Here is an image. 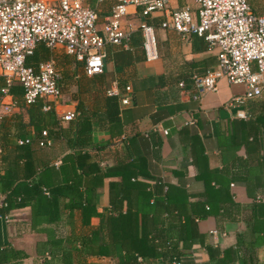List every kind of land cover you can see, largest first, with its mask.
Segmentation results:
<instances>
[{
    "label": "crops",
    "instance_id": "1",
    "mask_svg": "<svg viewBox=\"0 0 264 264\" xmlns=\"http://www.w3.org/2000/svg\"><path fill=\"white\" fill-rule=\"evenodd\" d=\"M113 3L88 1L98 23ZM262 3L249 1L255 14L263 12ZM161 19L156 13L144 20L154 28L157 59L152 61L144 59L135 16L125 20L132 24L129 50L106 45L99 76H84L82 64L74 69L76 61L62 59V48L52 50L54 60L46 61L59 67L57 60H63L62 72L82 82L93 78L98 91L116 83L129 104L116 98V124L94 121L90 146L79 151L94 164L91 173L90 166L86 172L74 168L76 151L64 140L33 149L35 175L24 184L40 174L44 199L12 209L8 221L0 218V264H60L63 256L72 257L73 264H118L125 253L119 242H127L117 241L118 226L133 242L166 229L183 264H264V89L238 108L244 119L235 118V108H225L244 93L242 85L219 80L215 91L191 100L190 78L215 66L214 53L200 38L160 30ZM62 86L56 100L46 101L58 120L75 113V98L89 113L105 110L90 84L86 91L73 86L63 94ZM11 103L10 96L0 95V105ZM19 114L14 106L2 118V133L13 136L19 119L26 123ZM24 131L34 137L30 127ZM23 165L18 162L19 169ZM82 241L92 248L85 249Z\"/></svg>",
    "mask_w": 264,
    "mask_h": 264
},
{
    "label": "built area",
    "instance_id": "2",
    "mask_svg": "<svg viewBox=\"0 0 264 264\" xmlns=\"http://www.w3.org/2000/svg\"><path fill=\"white\" fill-rule=\"evenodd\" d=\"M88 1L0 0V76L5 84L1 95H7L6 88L16 83L22 88L25 105L60 96V73L52 61L40 62L35 69L25 65L38 45L50 51L62 48L82 64L86 77L101 75L106 45L129 50L132 24L125 21L127 16L139 19L136 30L145 61L157 59L154 28L144 21L156 13L162 16L157 25L160 30L200 38L206 50L214 53L215 66L190 78L191 100L198 102L204 94L215 91L219 80L242 85L244 93L230 98L225 108H235V118L244 119L245 113L238 108L259 97L264 89V0L261 14L252 11L250 0H190L192 5L188 0H114L101 23ZM177 86L184 88L181 82ZM129 91L126 86L124 92ZM105 96L119 98L122 106L129 104L128 96H120L114 82ZM12 107L13 103L0 105V121ZM75 117L76 113L69 111L59 120L67 123ZM41 136L46 137V133ZM23 142L28 141L18 144ZM37 146L49 147L50 141L40 140ZM2 200L0 195V206ZM0 218L8 221L9 215Z\"/></svg>",
    "mask_w": 264,
    "mask_h": 264
},
{
    "label": "trees",
    "instance_id": "3",
    "mask_svg": "<svg viewBox=\"0 0 264 264\" xmlns=\"http://www.w3.org/2000/svg\"><path fill=\"white\" fill-rule=\"evenodd\" d=\"M51 55L52 52L44 46L38 45L31 56L26 58L25 65L35 69L40 62L48 60ZM63 56L68 55L62 54V59H64ZM60 61L63 60H57L59 67L62 65ZM74 63L73 68L75 69L79 62ZM76 73L77 72H74V75H76ZM65 79H70V81H72L73 76H68L66 72L61 71L58 83L59 87L62 82L66 81ZM84 80L85 81L82 82L76 78L75 86L78 90L81 88L86 91L88 88L87 85L90 84L92 87L91 89L97 91L96 97L99 99V103L103 104L105 110L98 115L93 112L89 113L85 109L83 102L74 97L76 117L74 120L67 122L65 127L59 125L60 120L55 116L53 107L51 103L46 102L47 100L37 99L34 103L25 105L22 100L23 91L20 85L15 83L6 88L7 95L11 97L13 105L20 111L18 116L25 115L27 120L25 124H21L22 119H19L20 126L17 125L19 127L16 129L13 136L9 133H2L0 129V195L3 197L2 205L0 206V216L7 215L12 209L24 206L27 203L26 201L29 200L37 204L42 203L44 198L42 196L41 187L44 185V182L40 174H36V181L32 182V184H24L25 181H28L35 175L32 159V152L35 147L38 150L47 149L51 146L53 140H64L68 148L76 151L74 152V156H72L74 168H79L86 172L85 168L90 166L89 168L91 169H87L89 173L95 170L94 164L89 160V156L86 153H79V151L90 146V136L94 121L108 124H116L118 122V106L116 97L102 96V91L105 95V89L98 91V89L101 88L94 86L97 81H94L93 78ZM84 82L86 83L83 84ZM4 87V80L0 77V91ZM78 90L76 92L77 94H79ZM44 106H48L49 108L43 110ZM96 117H98V120H93ZM27 127L33 130V138L29 137L24 131ZM42 132L46 133V137L43 138L41 136ZM10 137H12L13 140H11ZM26 140L28 142L18 144V141ZM40 140H49L50 146L38 147L37 142ZM6 152L9 154L7 157L4 156ZM18 162L24 164L21 169L18 168ZM44 169L45 167L42 168V170ZM53 202H55V200H52V203ZM119 217L117 219H120ZM116 230L118 231L117 241L127 239L126 243L124 241L119 242L120 249L124 250L125 253L117 257L118 264H183L176 245L166 238V229L156 230V234L152 235L150 239L142 235L136 242L128 240L129 235L122 232L119 226ZM80 243L85 249L89 250L92 248V243L89 241H82ZM52 248H56V246H52ZM72 259L73 258L70 256H63L59 258V262L60 264H73Z\"/></svg>",
    "mask_w": 264,
    "mask_h": 264
},
{
    "label": "rangeland",
    "instance_id": "4",
    "mask_svg": "<svg viewBox=\"0 0 264 264\" xmlns=\"http://www.w3.org/2000/svg\"><path fill=\"white\" fill-rule=\"evenodd\" d=\"M188 3L189 4H191V1L190 0H188ZM192 5V4H191ZM52 53L54 52L55 53V51H51ZM52 57V59L54 60V57L53 56H51ZM54 63H55V61H54ZM56 64V63H55ZM55 67L57 68V70L58 71H60L61 72V70H60V68L59 67H57L56 65H55ZM75 80L76 79H73L72 81H66V82H63V86H62V88H61V93L63 94V93H69L68 92V90L71 88V87H75Z\"/></svg>",
    "mask_w": 264,
    "mask_h": 264
}]
</instances>
